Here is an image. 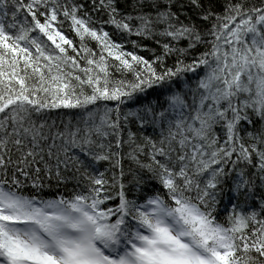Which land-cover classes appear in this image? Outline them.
<instances>
[{
  "label": "snow or ice",
  "instance_id": "obj_1",
  "mask_svg": "<svg viewBox=\"0 0 264 264\" xmlns=\"http://www.w3.org/2000/svg\"><path fill=\"white\" fill-rule=\"evenodd\" d=\"M130 7L0 0V264H264V0ZM129 117L154 135L124 140ZM53 179L64 192L45 198Z\"/></svg>",
  "mask_w": 264,
  "mask_h": 264
},
{
  "label": "trees",
  "instance_id": "obj_2",
  "mask_svg": "<svg viewBox=\"0 0 264 264\" xmlns=\"http://www.w3.org/2000/svg\"><path fill=\"white\" fill-rule=\"evenodd\" d=\"M134 2V0H120V4H121V10L122 11H131V7L130 5ZM186 2V0H185ZM220 2L222 3V0H220ZM193 15L191 12H186L185 16H191ZM93 16H96V13H93ZM182 18H184V16H182ZM103 19H107L106 16H103ZM97 27H99L100 25L97 24ZM106 30H108L110 33H115V30L113 28H111V26H105ZM67 30V29H66ZM68 34L70 36H73L74 34L71 33L70 31L68 32ZM114 39H116L117 41H121L123 40L125 42V47L128 50H132V44L130 41H138L140 44L143 45L144 48L146 49H151L152 51H156L159 52V45H157L155 43L154 39H141L140 37H136V36H132V37H121L118 34H114L113 36ZM77 44H79V41H76ZM186 44L185 41L181 42V46H184ZM89 46H94V42H90ZM135 51L142 55L145 56V58H150L152 56V51H141L139 48L135 49ZM173 58L169 59V64H171ZM190 59V58H189ZM193 85L195 84V81H192ZM149 99H151V97H149ZM109 107H114V102H109L108 103ZM141 105L135 102H130L127 105L122 106V110L123 112L127 113V112H134L137 111V109L140 107ZM80 119V116L78 114L77 110H54L51 114H50V119H49V123L55 121L57 125H61V122L63 123H67L68 121H72L73 123H75L77 120ZM131 131L135 137L137 138V141L140 142L141 138L147 134L149 136L154 135L153 134V130L151 127H146L144 130H140L139 128V123L135 121L134 117H129V122H128V126L127 128H125L123 130V139L127 140L128 139V132ZM130 151V148L128 146V144H124L123 146V153L126 154L127 152ZM147 151V150H146ZM140 159L142 161H144L145 163L148 162L147 158L145 156H141ZM123 168H124V172H125V176L123 179V182L126 185V190L127 189H133V176L139 171L137 168V165H135L131 160L125 158L123 161ZM97 168L99 169V171H103L105 172L106 178H108L109 180H111V176L113 171L119 175V169H114V170H110V171H106L107 169H109V165L107 162H101L99 165H97ZM254 171V169H253ZM141 175L145 176V179H147V174L145 172H141ZM70 176V174H69ZM233 179L234 177H229L224 185V191L220 197L221 199V203L219 205V208L221 209V211H223L225 209V207L227 206L229 209L231 207L232 203H235L236 201L230 200V197L233 196V193L229 190L232 186L233 183ZM46 183H50L51 185H53L52 188H45V198H48L50 195H54L57 191L60 192H64V186L61 185L59 189H57L55 187L56 185V181L53 179L52 181H45ZM76 184V180L74 179H69V182L67 184L68 189H71L72 187H74ZM153 188H159V185L156 183V181L154 180H149L148 181V185L145 188V191L148 192L149 194L152 192ZM133 191H129L128 195L129 198H133ZM67 194V193H65ZM118 201H111L110 203L114 206Z\"/></svg>",
  "mask_w": 264,
  "mask_h": 264
}]
</instances>
